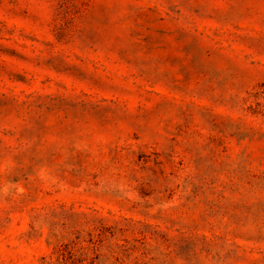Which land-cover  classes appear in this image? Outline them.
<instances>
[{
	"label": "rangeland",
	"instance_id": "rangeland-1",
	"mask_svg": "<svg viewBox=\"0 0 264 264\" xmlns=\"http://www.w3.org/2000/svg\"><path fill=\"white\" fill-rule=\"evenodd\" d=\"M0 264H264V0H0Z\"/></svg>",
	"mask_w": 264,
	"mask_h": 264
}]
</instances>
